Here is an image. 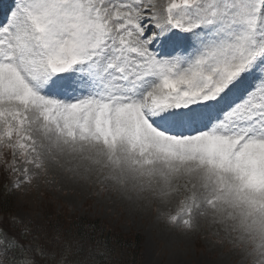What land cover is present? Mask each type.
<instances>
[{
	"label": "snow or ice",
	"instance_id": "snow-or-ice-1",
	"mask_svg": "<svg viewBox=\"0 0 264 264\" xmlns=\"http://www.w3.org/2000/svg\"><path fill=\"white\" fill-rule=\"evenodd\" d=\"M5 13V195L65 180L161 206L183 195L171 224L210 217L264 264V0H12ZM8 223L21 231L0 227V264L103 255Z\"/></svg>",
	"mask_w": 264,
	"mask_h": 264
},
{
	"label": "rangeland",
	"instance_id": "rangeland-1",
	"mask_svg": "<svg viewBox=\"0 0 264 264\" xmlns=\"http://www.w3.org/2000/svg\"><path fill=\"white\" fill-rule=\"evenodd\" d=\"M11 4L12 0H9L4 9ZM14 178L0 161V203L4 202L3 197L9 200V204L5 200L7 204L0 208V227L18 237L21 228L10 227L11 217H20L24 223L32 224L34 231L37 225L45 226L51 234L53 229L45 221V212H60L70 218L98 220L114 234L126 238L138 235L141 240L139 264H252L242 247L223 231H218L219 226L213 224L210 217H199L195 231L171 224L169 217L180 212L183 195L174 197L167 206H161L147 194L140 197L91 181L67 180L51 187L42 185L39 192L33 188L30 191L13 190L5 195ZM8 206L10 212H1ZM28 239L31 237L21 242L26 244Z\"/></svg>",
	"mask_w": 264,
	"mask_h": 264
},
{
	"label": "trees",
	"instance_id": "trees-1",
	"mask_svg": "<svg viewBox=\"0 0 264 264\" xmlns=\"http://www.w3.org/2000/svg\"><path fill=\"white\" fill-rule=\"evenodd\" d=\"M3 199L4 202L0 203V208L7 204L5 200L8 198L3 197ZM10 207L1 209V212H10ZM45 221L51 224L50 229L59 230L64 240L81 246L85 253L89 249L95 251L99 248L103 253L102 257H99V264H139L138 252L141 248V240L138 235L126 238L124 235L114 234L98 220L86 217L70 218L61 215L60 212H45Z\"/></svg>",
	"mask_w": 264,
	"mask_h": 264
},
{
	"label": "bare ground",
	"instance_id": "bare-ground-1",
	"mask_svg": "<svg viewBox=\"0 0 264 264\" xmlns=\"http://www.w3.org/2000/svg\"><path fill=\"white\" fill-rule=\"evenodd\" d=\"M0 1H1V0H0ZM4 6H6V3L3 4L2 2H0V10H1ZM1 13H2V12L0 11V19H1V17L3 16V15H1ZM5 18H6V16L3 17L2 19L5 20ZM134 202H135V201H134Z\"/></svg>",
	"mask_w": 264,
	"mask_h": 264
}]
</instances>
